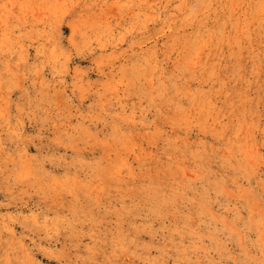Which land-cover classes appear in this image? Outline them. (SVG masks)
Returning <instances> with one entry per match:
<instances>
[{
    "label": "rangeland",
    "instance_id": "obj_1",
    "mask_svg": "<svg viewBox=\"0 0 264 264\" xmlns=\"http://www.w3.org/2000/svg\"><path fill=\"white\" fill-rule=\"evenodd\" d=\"M0 264H264V0H0Z\"/></svg>",
    "mask_w": 264,
    "mask_h": 264
},
{
    "label": "bare ground",
    "instance_id": "obj_2",
    "mask_svg": "<svg viewBox=\"0 0 264 264\" xmlns=\"http://www.w3.org/2000/svg\"><path fill=\"white\" fill-rule=\"evenodd\" d=\"M20 1V0H19Z\"/></svg>",
    "mask_w": 264,
    "mask_h": 264
}]
</instances>
